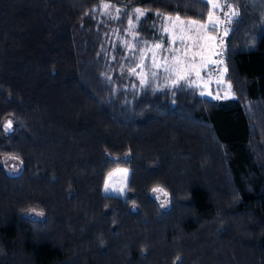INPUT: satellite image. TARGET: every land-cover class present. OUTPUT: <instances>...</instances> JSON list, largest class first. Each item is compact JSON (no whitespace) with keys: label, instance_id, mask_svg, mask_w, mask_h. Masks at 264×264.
Masks as SVG:
<instances>
[{"label":"trees","instance_id":"obj_1","mask_svg":"<svg viewBox=\"0 0 264 264\" xmlns=\"http://www.w3.org/2000/svg\"><path fill=\"white\" fill-rule=\"evenodd\" d=\"M101 1L146 9L147 37L155 16L205 22L209 11L202 0H0V264H264V0H223L238 15L221 53L233 97L220 100L109 80ZM116 167L130 171L127 192L104 195Z\"/></svg>","mask_w":264,"mask_h":264},{"label":"rangeland","instance_id":"obj_2","mask_svg":"<svg viewBox=\"0 0 264 264\" xmlns=\"http://www.w3.org/2000/svg\"><path fill=\"white\" fill-rule=\"evenodd\" d=\"M202 1L208 5L209 11L213 12L212 21H209L207 14L205 22H200L207 25L206 28H201L199 24H189L192 19L179 17L178 20L176 15H159L148 24L150 30L148 37L140 27L145 19L146 9L139 5L124 6L101 1L94 14L99 25L97 31L101 32V50L113 68L109 80L112 72L115 71L117 80L120 78L128 80L132 91H139L149 86L155 90H164L184 84L194 87L202 98L213 100L232 98V90L225 79L221 53L226 36L225 29H228L233 18L229 6L231 9L233 6H228L223 0H219L221 7L212 9L208 0ZM105 3L109 4L107 9L104 8ZM137 8L144 12V16L140 17L136 13ZM129 20H132L134 26L129 25ZM181 21L184 23L181 24ZM156 44H160L161 47L156 48ZM209 60L216 63L208 62ZM132 69L135 71H131ZM197 70L200 72L199 76L196 74ZM181 75L185 78L179 79ZM141 77L145 81L143 84ZM173 81L178 83L174 85ZM113 84L116 90L117 81ZM125 93V98L130 99L131 93L128 91ZM4 166L10 174H16L20 169V164L12 159H6ZM129 177L128 168H114L105 177L103 194L124 196ZM120 189L123 190L122 195L119 193ZM154 195L161 205L165 206L164 196L161 193Z\"/></svg>","mask_w":264,"mask_h":264},{"label":"snow or ice","instance_id":"obj_3","mask_svg":"<svg viewBox=\"0 0 264 264\" xmlns=\"http://www.w3.org/2000/svg\"><path fill=\"white\" fill-rule=\"evenodd\" d=\"M208 3L211 5L212 9H217V8L221 7V5L219 4V0H208ZM108 7H109V4L105 3V4H104V8L107 9ZM229 10H230V12H231V15H233V16L238 15V12H237L235 9H231L230 6H229ZM135 11H136V13L139 14L140 17L144 16V12L141 11V9L137 8V9H135ZM226 14H227V13H226ZM212 16H213V12H212V11H209V12H208V19H209V21H212ZM177 19L179 20V17H177ZM183 23H184V22L181 21V24H183ZM189 24H193V25H195V24H199L201 28H206V27H207V25H205V24H200V22H199L198 20H191V21H189ZM129 25L134 26L132 20H129ZM214 28H215V24H214V22H213V29H214ZM165 31H167V29H165ZM226 34H227V30L225 29V35H226ZM208 38H209V39H215V37H208ZM181 39H182V37H181ZM155 47H156V48H160L161 45H160V44H156ZM208 62L216 63L215 61H211V60H209ZM166 70H167V69H166ZM131 71L134 72L135 69H132ZM196 74H197V76H199V75H200V72L197 70ZM153 75H155V73H153ZM184 78H185V77H184L183 75H181V76L179 77V79H184ZM144 82H145V81H144L143 77H141V83L143 84ZM173 83H174V85H175V84L178 83V81H173ZM229 87H230V86H229ZM11 129H12V121H11V120H8V121H6V122L4 123V125H3V130H4V131H9V130H11ZM6 159L18 160L19 157H18V156H8V157H6ZM105 191H106V192L108 191V184H107V183L105 184ZM113 191H117V190H116V189H113ZM152 191H153V192H157V193H162L163 195L167 196V193L164 191L163 188L155 187V188L152 189ZM119 193L122 195V194H123V190L120 189V190H119Z\"/></svg>","mask_w":264,"mask_h":264},{"label":"built area","instance_id":"obj_4","mask_svg":"<svg viewBox=\"0 0 264 264\" xmlns=\"http://www.w3.org/2000/svg\"><path fill=\"white\" fill-rule=\"evenodd\" d=\"M222 49H223V47H222ZM221 58H222V56H221Z\"/></svg>","mask_w":264,"mask_h":264}]
</instances>
